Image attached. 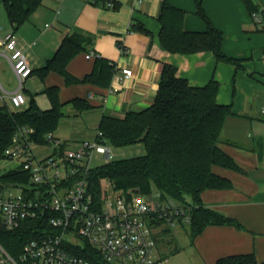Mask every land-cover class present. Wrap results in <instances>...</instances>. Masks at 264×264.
<instances>
[{
	"label": "crops",
	"instance_id": "obj_1",
	"mask_svg": "<svg viewBox=\"0 0 264 264\" xmlns=\"http://www.w3.org/2000/svg\"><path fill=\"white\" fill-rule=\"evenodd\" d=\"M4 1L0 0L5 10V18L0 13V36L14 32L33 66L24 84L28 102L20 109L27 108L32 100L48 109L51 103L46 90L57 88L64 115L53 135L66 148L96 139L103 115L122 117L131 110L151 106L165 64L176 66L177 75L192 86H204L212 79L220 83L217 101L231 105L233 112L225 122L220 146L239 168L215 166L214 171L229 179L231 187L203 191L202 202L232 222L209 224L193 238L189 226L170 229L160 224L156 228L157 253L169 259L167 264H215L222 257L240 254H254L264 262V30L244 0H203L206 15L224 34L223 52L239 60V67L218 61L210 51L173 53L161 45L159 15L164 3L186 11L184 30L207 29L197 13L196 0H50L56 4L51 22L48 11L43 15L35 10L17 29L8 19ZM255 4L264 13V0H255ZM39 17L46 20L44 29L39 28ZM133 26H143L150 33ZM74 33L84 36L87 42L85 50L67 64L68 73L82 79L92 72L97 57L105 58L115 67L108 87L68 82L53 70L44 73L42 68L64 37ZM89 54L93 55L87 57ZM0 65L9 69L16 80L14 88L0 80V106L11 107L9 98L18 80L1 54ZM124 68L133 71L131 77L121 78ZM77 98L87 100L93 107L78 109L72 102ZM34 145L50 150L42 158L55 150L50 142L33 141ZM176 230L185 231L182 242L177 240Z\"/></svg>",
	"mask_w": 264,
	"mask_h": 264
},
{
	"label": "trees",
	"instance_id": "obj_2",
	"mask_svg": "<svg viewBox=\"0 0 264 264\" xmlns=\"http://www.w3.org/2000/svg\"><path fill=\"white\" fill-rule=\"evenodd\" d=\"M43 0H5L4 6L15 29L22 25L42 4ZM251 12L258 11L255 0H244ZM197 13L206 22L205 31H186L183 28L186 11L164 3L159 15L161 25L159 41L170 52L193 54L212 52L220 62L240 66L239 60L228 57L222 49L224 34L216 28L203 8V0H196ZM150 33L143 26H133ZM86 38L78 33L67 35L55 55L42 68L44 73L53 70L68 82H83L108 87L115 71L107 59L97 57L91 73L78 79L67 71V64L85 50ZM220 83L212 79L204 86H192L177 75V67L165 64L154 103L141 110H131L124 116L103 115L97 138L112 147L120 148L142 143L145 153L111 159L97 164L88 175L89 190L97 204L111 190L118 197L141 194L149 196L156 187L160 198L176 204L190 205L191 238L209 224L231 223L232 220L205 206L202 192L207 189L231 187L229 179L214 171L215 166L238 169L234 159L220 146L226 120L233 114L232 106L220 104L217 94ZM50 107L42 109L35 100L24 109L0 106V161L20 128H33L29 139L47 144L48 134L57 130L64 113L57 88L46 90ZM72 102L78 109L93 106L84 99ZM31 174L18 166L0 174V190L11 186L27 185ZM57 230L48 218L27 219L13 231H1L0 243L11 253H21L27 242ZM69 250L89 259L93 264L107 262L99 250L88 241L80 245H67ZM215 264H264L254 254L231 255L220 258Z\"/></svg>",
	"mask_w": 264,
	"mask_h": 264
},
{
	"label": "built area",
	"instance_id": "obj_3",
	"mask_svg": "<svg viewBox=\"0 0 264 264\" xmlns=\"http://www.w3.org/2000/svg\"><path fill=\"white\" fill-rule=\"evenodd\" d=\"M108 4L112 6L111 2ZM252 16L264 30V13L256 11ZM0 54L8 59L18 80L9 100L14 110L20 109L28 102L24 84L33 73L32 63L14 32L0 36ZM122 73V79L129 78L133 71L124 68ZM33 131V128H20L4 152L6 158L19 161L18 166L30 172L31 181L0 190V232L16 230L27 219L44 217L57 232L30 240L17 255L0 243V264H93L67 247L83 241L99 250L109 263H168L167 257H159L157 253L156 225L170 229L189 226L190 205L151 195L118 197L111 190L97 204L89 190L88 175L97 165L96 155H101L105 162L113 158L111 146L96 138L66 148L61 139L49 133L54 153L38 158L29 139ZM73 236L79 237L81 243L74 242Z\"/></svg>",
	"mask_w": 264,
	"mask_h": 264
},
{
	"label": "rangeland",
	"instance_id": "obj_4",
	"mask_svg": "<svg viewBox=\"0 0 264 264\" xmlns=\"http://www.w3.org/2000/svg\"><path fill=\"white\" fill-rule=\"evenodd\" d=\"M55 8H56V4L54 2H52L50 0H43L42 4L36 9V11L38 10L43 15H44L45 11H48V14L50 17L49 21L51 22L53 20L52 19L53 18L52 12L55 11ZM0 13L2 14V18H5L4 17L5 10H4L3 5L0 7ZM32 14H34V12ZM41 17L38 18L39 28L44 29V24H45L46 20L44 21V18L41 19ZM0 80L6 87L14 88L16 86V80H15L14 76L11 75L10 70L7 69L4 65H0ZM111 148H112V151L114 154L112 159L122 158V157H130L133 155H138L140 153H145V148H144L142 143L130 145V146H126V147H120V148H116V147L111 146ZM49 151L50 150L46 146H42V145H34L32 147V152L38 158H42V157L48 155ZM104 162H105V160L101 157V155L95 156V158H94L95 164H102ZM18 165H19V161L15 160V159H9V158L2 159L0 161V174H3L5 172L11 170V169L17 167ZM158 194H160L158 189L154 188L151 196H155L157 198H160L158 196ZM111 195L114 196V193H111ZM156 226L158 227V226H160V224H158ZM175 234H176L177 240L179 242H182L186 238V233L184 230H176ZM72 239L76 243H81V241H82L77 236H73Z\"/></svg>",
	"mask_w": 264,
	"mask_h": 264
}]
</instances>
